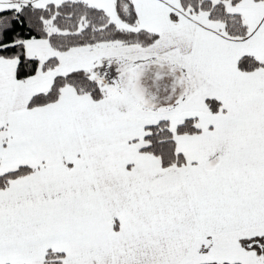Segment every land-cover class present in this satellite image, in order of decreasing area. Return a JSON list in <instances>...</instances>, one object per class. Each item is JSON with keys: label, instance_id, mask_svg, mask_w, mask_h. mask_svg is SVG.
I'll return each instance as SVG.
<instances>
[{"label": "snow or ice", "instance_id": "6c2138e0", "mask_svg": "<svg viewBox=\"0 0 264 264\" xmlns=\"http://www.w3.org/2000/svg\"><path fill=\"white\" fill-rule=\"evenodd\" d=\"M0 264H264V0H0Z\"/></svg>", "mask_w": 264, "mask_h": 264}]
</instances>
